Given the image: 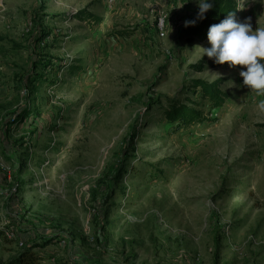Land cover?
Here are the masks:
<instances>
[{"label": "rangeland", "instance_id": "rangeland-1", "mask_svg": "<svg viewBox=\"0 0 264 264\" xmlns=\"http://www.w3.org/2000/svg\"><path fill=\"white\" fill-rule=\"evenodd\" d=\"M198 11L0 0V261L52 241L39 264H264V95L183 33ZM167 104L204 119L177 129Z\"/></svg>", "mask_w": 264, "mask_h": 264}, {"label": "clouds", "instance_id": "clouds-1", "mask_svg": "<svg viewBox=\"0 0 264 264\" xmlns=\"http://www.w3.org/2000/svg\"><path fill=\"white\" fill-rule=\"evenodd\" d=\"M198 19L203 20L205 13L213 8L214 0H196ZM183 6V5H182ZM181 6V7H182ZM244 3L237 7L243 10ZM195 20L185 21V27L194 26ZM210 47L203 48V57L207 56L216 64L228 63L229 67L242 66L239 75L243 85L264 95V27L253 30L250 18L237 20L235 12H229L225 19L213 24L207 32ZM264 108V103H261Z\"/></svg>", "mask_w": 264, "mask_h": 264}, {"label": "trees", "instance_id": "trees-1", "mask_svg": "<svg viewBox=\"0 0 264 264\" xmlns=\"http://www.w3.org/2000/svg\"><path fill=\"white\" fill-rule=\"evenodd\" d=\"M238 0H214L213 8L205 13L203 20L198 19V16L193 19L196 21L194 26L183 27L182 31L185 33L190 41L196 38L204 40L207 37L208 29L213 24H218L226 18L229 12H237ZM218 82L207 84L202 81L195 82L192 87L193 91L199 89L201 94L211 103L213 108L220 106L225 100V93L220 92L218 89ZM190 89V90H192ZM167 108L163 111V115L168 123L174 124L177 129L187 128L193 124H197L202 121L203 114L196 111L193 107H186L183 105L174 106L173 104H167ZM52 242V241H51ZM49 243L42 245H31V249H22L15 257H12L4 262L0 261V264H39L41 257L36 255L33 251L35 247L46 246Z\"/></svg>", "mask_w": 264, "mask_h": 264}]
</instances>
